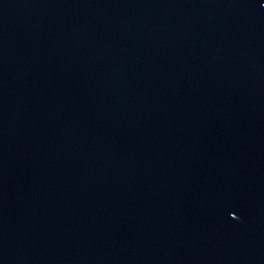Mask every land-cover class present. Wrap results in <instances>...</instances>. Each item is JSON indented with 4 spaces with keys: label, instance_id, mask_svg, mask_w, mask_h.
<instances>
[{
    "label": "water",
    "instance_id": "water-1",
    "mask_svg": "<svg viewBox=\"0 0 264 264\" xmlns=\"http://www.w3.org/2000/svg\"><path fill=\"white\" fill-rule=\"evenodd\" d=\"M264 263V0H0V264Z\"/></svg>",
    "mask_w": 264,
    "mask_h": 264
}]
</instances>
